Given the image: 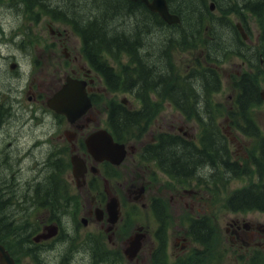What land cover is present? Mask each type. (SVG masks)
Returning <instances> with one entry per match:
<instances>
[{
    "label": "trees",
    "instance_id": "1",
    "mask_svg": "<svg viewBox=\"0 0 264 264\" xmlns=\"http://www.w3.org/2000/svg\"><path fill=\"white\" fill-rule=\"evenodd\" d=\"M27 1L33 7L46 5L47 13L51 11L53 19L69 23L70 28L82 40L84 55L102 76L108 89L136 92L137 98L141 101L140 109H129L117 103L110 104L108 125L118 142L137 138L145 130L156 111V104L151 102L150 94L173 100L180 110L186 111L182 93H187L188 97L193 99L195 85L199 83L176 78L175 83L179 85L180 90L178 98L174 97L175 85L171 84L169 51L171 49L198 50L202 40L200 32L205 28L204 17L208 24V39L201 44V49L205 52L207 60L215 61L226 57L229 50L239 44V36L227 15L245 10L255 17L260 27L259 56L264 62V0H211L220 17L212 16L207 0H174V5L171 4V0H168L171 11L178 14L181 19L180 24L173 26H166L157 14L148 11L140 2L130 0H84L80 4L78 0H69L57 7H51L50 0ZM88 2H92V5ZM85 3L87 10L83 12L81 8ZM33 7L30 8L31 12ZM126 23H130L127 29L123 28ZM153 31L162 34L159 43L153 42V39L146 40L145 37ZM146 41H152V43L148 45ZM122 55L128 57V64L120 70L107 62L106 56L114 61ZM193 72L194 70L189 74L193 75ZM262 73L256 69L253 75H243L235 83L237 110L227 112L236 126L254 140L253 152H260L259 160L254 161L259 173L264 170V136L250 118L249 112L251 108L260 104L257 82ZM203 74L202 70H199L195 76L198 78L201 75L207 87H213L216 90L220 87L219 75L214 69L206 67ZM170 92H173L174 96L169 94ZM208 95L209 89L205 92V101L211 108ZM193 111L199 113L197 109ZM239 120L245 125L240 124ZM201 123L200 145H195L192 141L178 135L162 134L156 144L145 148L147 150L145 157L154 159L163 172L179 180L193 177L207 165L211 164L215 167L217 162L223 167L224 173L230 172L235 175L239 173L236 164L225 161L229 150L212 117L207 114L206 121ZM54 166V163L50 164L51 168ZM45 180V187H40L37 199L43 202L53 201L51 197H55L52 195L56 186L57 192L63 189L62 181L57 173H52ZM223 180H226L225 177ZM1 195L2 192L0 212L4 213L3 205L7 208V200L3 201L4 195ZM226 204L227 207L235 210H264V187L252 185L236 191ZM55 206L57 205L47 207ZM202 227L203 232H210L207 226L204 227L202 224ZM207 237L205 232V238ZM0 241L2 242L1 239Z\"/></svg>",
    "mask_w": 264,
    "mask_h": 264
},
{
    "label": "rangeland",
    "instance_id": "2",
    "mask_svg": "<svg viewBox=\"0 0 264 264\" xmlns=\"http://www.w3.org/2000/svg\"><path fill=\"white\" fill-rule=\"evenodd\" d=\"M69 0H50L49 5L52 7H57L59 5H64ZM92 5V2H88ZM77 5V4H76ZM79 6V5H77ZM87 4H83L81 10L86 12ZM23 2L21 0H0V81L4 75L3 67L5 66V60L2 59L8 53V47L11 45L16 47L18 43V37L27 36L30 34L35 36V39L39 38V29L43 30L46 52V97L52 94L60 85L59 79L64 78V71L68 69L75 63L85 64V59L82 55V43L80 38L74 34L70 28L69 23L57 19H53L52 13H44L43 9L40 11L38 8L33 9L35 18L40 19L39 22L34 23L29 20L30 13L28 11L22 12ZM80 7V6H79ZM66 17L68 15L64 14ZM244 21L239 17L231 16L234 23L242 22L244 26V32L247 36L245 45L253 47L249 53L254 52L256 48V43L258 40L259 30L254 18L248 14H243ZM39 23L38 27L34 25ZM127 25L130 27V23H126L123 28L127 29ZM26 33V34H25ZM162 34L151 32L146 40H159ZM202 37L206 38L204 32H202ZM149 45L152 41H146ZM5 43L7 44L6 46ZM66 49L69 57L64 53ZM74 55H78L77 61H74ZM80 55V56H79ZM205 52L199 46L198 50H188V51H176L172 56V66L173 69L177 70L181 74H185L186 71L191 66H196L195 63L200 61L204 64ZM113 65L126 64L127 58L122 57L116 62H111ZM218 66L220 72V90L212 96V106H218V112L216 114V123L221 129L225 136V141L227 148L231 153L232 159H237L243 165L246 161L247 155L251 152L254 141L247 138L234 128L227 119L226 111L233 109V100L235 97V91L232 87V82L234 77L241 75L242 73L248 72V62L245 59L229 55L228 59L223 62H215ZM92 78H94V84L92 85V96L95 98V103L91 110L90 115L94 118V123H90L88 128L83 132L82 136L86 135L88 132L92 131L94 128H107V110L110 103H121L125 99L126 105L133 108H138V102L134 98L132 92H110L105 88L102 80L92 73ZM3 82V81H2ZM260 88L264 89V81L260 83ZM38 94L39 89H36ZM151 98L156 101L154 96ZM155 105V115L145 128V130L137 138L129 139L127 145L134 147L135 156L129 154V156L122 162L119 167L110 170L111 183L113 185L114 193L118 194L121 200L128 203V194L126 189L128 187L127 181L130 178L135 177L134 174H139V172H145L153 180V183L149 185L146 190V194L142 203L138 204H128L127 214L128 218L124 220V226L122 227L123 235L128 236L135 232V227L138 221L149 222V234L154 235L155 230L159 226V221L156 218L152 208L151 200L154 198L160 199L166 208V216L163 219L166 226L168 223V230L166 233L167 241V256L171 258V252L174 250L175 235L178 233H183L187 231L188 219L195 217L207 216L210 218L214 231H215V243L213 244L212 251L206 255L203 260L206 264H215L217 261H222V264H232V256L228 254L229 246L226 243V235L224 232L225 220L228 218L229 213L224 208V200L233 190L240 189L242 187L248 186L256 181V176L253 173L252 168L247 165V170L249 177L233 179L229 183L227 193H222L221 189L218 193L213 192V185L207 183L205 185L198 184L196 179L192 182L176 183L165 174H163L155 164L147 163L141 160L139 157V151L141 147L154 144L160 134L163 133H178L183 135L186 132L192 136L194 142L197 143V138L199 135V127L191 118H186L182 116L171 104L170 100L161 99ZM27 106L26 99L24 98L22 102ZM122 104V103H121ZM10 117V116H9ZM9 117L5 122V130L8 135L2 134L0 136V154L1 157L8 154L9 159L6 161L11 163L10 157L12 156L13 147H8L12 143L14 134V128H20L21 133L24 134L30 124L35 122L38 123V119H34L33 113L27 111L25 115L21 116L15 112L10 119ZM36 117H43V126L32 128L31 134L28 135L25 142L26 152H30L31 157H26L25 161V175L31 176V171L36 166L35 160L41 157H45L48 153L62 154L66 155L64 160L69 159L70 147L64 138L65 130H73L65 121L56 118L48 109L44 116L38 115ZM250 118L259 127L261 132L264 134V102L260 105L254 107L250 111ZM34 120V121H33ZM4 120H2L3 122ZM14 123V125H12ZM18 123L21 125L19 126ZM40 131H43L40 133ZM62 142V143H61ZM61 143V146L58 144ZM76 146L78 147V140L76 141ZM80 151V149H79ZM16 152L19 154V159H22V155L26 152ZM133 158L136 159V166H131ZM139 161H138V160ZM5 162L0 161V165H4ZM4 171L0 170V185L5 188L6 194L12 195L13 193L22 194L23 188L16 189L14 191L13 183L16 182V178L20 177L21 180L24 173L14 171L15 178H12L10 182L5 186L2 183L4 177ZM9 173V172H7ZM9 175H11L9 173ZM71 177L70 169L66 174V178ZM11 176V177H12ZM116 177V178H115ZM115 178V180H114ZM264 184V178L261 182ZM69 186L71 183H69ZM73 185V184H72ZM80 198L85 197V194H79ZM8 212H12L18 215L16 216V221L26 218L29 223L35 227L39 226L40 222L44 219L45 212L41 209H35L30 211L29 214H24L22 208L15 207L14 209L8 208ZM254 215L258 217H263L261 213L254 212ZM80 216V215H79ZM0 227L6 222L4 215H0ZM14 219V216H13ZM67 219L69 220L70 227L74 230L76 228V223L78 221L77 230L83 228L82 224L79 222V217L73 214H68ZM90 228H87L89 230ZM191 239V238H190ZM67 245L64 243H59L58 247H63L64 250L68 244L72 246L75 244L72 236L68 238ZM145 252V250H143ZM67 253V250H66ZM20 264H25V260L22 257H18ZM210 262V263H209Z\"/></svg>",
    "mask_w": 264,
    "mask_h": 264
},
{
    "label": "flooded vegetation",
    "instance_id": "3",
    "mask_svg": "<svg viewBox=\"0 0 264 264\" xmlns=\"http://www.w3.org/2000/svg\"><path fill=\"white\" fill-rule=\"evenodd\" d=\"M35 22L40 23V21ZM39 23L34 26L38 27ZM39 31L37 41L33 34L18 37L16 47L12 45L10 48L8 47V53L2 57L5 60V66L2 72L4 75L0 81V136L2 134L8 135L4 125L9 116L10 125V119L14 112L23 116L31 109L34 119H38V123L33 122L30 124L24 134L21 133L20 128H14V134L11 135L13 137L12 143L8 146H14L10 157L11 163L6 162L9 159L8 155L1 158L3 162L5 161V164L0 165V167L10 166L13 171L17 172L25 169L26 157H31L30 152H26V138L31 134L32 128L43 126V117H36V113L41 116L46 113V61L43 53L46 52V43L42 33L43 30L39 29ZM6 45L5 43L4 46ZM63 51L69 57L67 50L64 49ZM77 59L78 55H74V61H77ZM68 71V75L73 78L86 81H89L92 76L85 64L78 62H75ZM65 73L67 71H64L63 75ZM59 83L62 84L61 79H59ZM35 87L39 89L38 94ZM90 89L91 84L87 86V92H90ZM24 98L27 106L22 103ZM2 120L4 121L2 122ZM82 124L81 121L78 122V125ZM18 125L21 124L18 123ZM74 129L76 130L74 140H76L85 128L83 130ZM42 132L40 131V133ZM13 151L26 152V154L22 155V159H19V154ZM81 157L87 167L83 178L78 181L72 175V178H70V175L69 178H66L68 172L66 166L64 169L65 175L61 180L64 186L63 191L57 192L56 186L52 195L55 197H51L53 201H41L34 208L22 204H15L10 207L12 209L15 207L22 208L23 211H26L23 212L24 214H29L31 209L32 211L41 209L45 212L44 219L37 226V233L30 231L31 225L26 218H24L25 220L19 230V220L16 221L15 219L18 213L9 212L8 214L9 218L14 216V219H11L14 234L11 236L12 248L28 251L30 254L28 259L34 262L24 259L25 264H47L49 260H51L50 264H63L65 251L63 247H58V244L64 243L68 235H72L75 239V248L72 249L71 255L74 264H153V257L154 259L161 258L165 264H206L203 261L206 254H199L200 246L205 237V231L203 232L202 227L203 222L200 220L194 221L187 231L175 235L171 258L167 256L166 233L168 223L166 226L163 222L165 229L162 230L161 235L154 234L150 236V223L138 221L135 232L124 236L122 227L124 226V220L128 218V204L122 203V200L116 197L118 199V218L114 223L109 221L106 211L108 194H114L115 192L109 175L111 166L106 162L93 163L85 152L81 153ZM134 160L131 162L132 167L135 166ZM36 163H41V160ZM41 164L46 166V155ZM92 165L97 168L96 172L90 168ZM46 178L44 175L40 181L23 179V181L13 183L14 191L21 187L25 190V192L18 195L17 199L38 202L37 194H40V187H45ZM68 182L71 183L70 187L67 186ZM150 183L148 177L142 172H140L138 178L131 177L127 181L126 192L131 204H137L143 200ZM58 193L62 195L59 197ZM82 193L85 194V197L80 198L79 194ZM51 205L57 206L47 207ZM66 213L79 217V222L83 228L77 230L76 226L73 230L66 218ZM64 223L65 226L70 228L64 229ZM53 226L57 227V233L53 238H41L37 242L34 241L36 235L43 232L47 233L52 230ZM87 228L90 229L87 230ZM224 232L227 235L228 254L232 256V264H255V259L263 255L264 217L259 219L250 212H233L225 220ZM138 234L143 235L141 249L134 255H126V250ZM190 236L196 240L190 239ZM158 252L161 254H158ZM48 255H51V258H48ZM18 264H20L19 261ZM217 264H222L221 259L217 261Z\"/></svg>",
    "mask_w": 264,
    "mask_h": 264
},
{
    "label": "water",
    "instance_id": "4",
    "mask_svg": "<svg viewBox=\"0 0 264 264\" xmlns=\"http://www.w3.org/2000/svg\"><path fill=\"white\" fill-rule=\"evenodd\" d=\"M137 1V0H132ZM142 1L151 11L157 12L166 22H177L178 18L168 13L165 0ZM84 82L67 79L66 83L47 100L50 109L58 114L64 115L69 122H74L91 108L90 101L84 89ZM264 99V94L261 96ZM124 102V101H123ZM87 152L92 155L96 161L108 160L114 165L120 164L125 155L123 145L114 143L111 136L104 130H98L88 135L85 139ZM72 172L74 177H82L85 172L84 162L77 156L71 157ZM113 219H116V204L112 198L108 204ZM55 231H49L41 237H50ZM138 249V246H137ZM0 264H14L8 253L0 246Z\"/></svg>",
    "mask_w": 264,
    "mask_h": 264
},
{
    "label": "bare ground",
    "instance_id": "5",
    "mask_svg": "<svg viewBox=\"0 0 264 264\" xmlns=\"http://www.w3.org/2000/svg\"><path fill=\"white\" fill-rule=\"evenodd\" d=\"M113 17V16H112Z\"/></svg>",
    "mask_w": 264,
    "mask_h": 264
}]
</instances>
